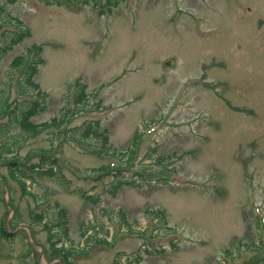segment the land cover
<instances>
[{
  "label": "rangeland",
  "instance_id": "rangeland-1",
  "mask_svg": "<svg viewBox=\"0 0 264 264\" xmlns=\"http://www.w3.org/2000/svg\"><path fill=\"white\" fill-rule=\"evenodd\" d=\"M62 1L0 0L31 32L0 57V92L10 84L16 96L11 61L37 43L46 96L34 123L71 109L79 83L80 104L96 92L102 107L92 99L19 142L0 118L12 142L3 159L44 153L60 168L25 193L0 158V229L11 235L0 232V264H264V0ZM85 119L107 128L112 155L70 136ZM56 202L62 240L31 217Z\"/></svg>",
  "mask_w": 264,
  "mask_h": 264
},
{
  "label": "trees",
  "instance_id": "trees-1",
  "mask_svg": "<svg viewBox=\"0 0 264 264\" xmlns=\"http://www.w3.org/2000/svg\"><path fill=\"white\" fill-rule=\"evenodd\" d=\"M46 3H52L53 0H45ZM54 2L61 4L64 3L62 0H54ZM76 3L78 0H65V3ZM0 12H4L5 19H0V57L12 48L21 43L23 40L31 36L30 29L24 25V23L9 14H5L3 7L0 5ZM42 45L37 43H32L26 47L25 51L21 54L16 55L11 61L12 75H16L17 80L15 81L17 94L11 99L10 95V84L7 85L6 89H2L0 92V118H7L3 126L10 127L11 125L18 126L22 133L21 137L11 136L19 141H26L29 137L35 136L40 132H43L46 128L52 126L56 129L63 127L67 123V114L79 115L80 112H85V106L87 105L86 98L80 104L81 96L85 93V86L83 84L77 85L78 92L74 94V102L76 105L69 108L60 109V113L52 117L50 122L44 121L41 123H34L31 117L42 110H45L44 98L46 96L45 92L40 88L39 83L36 81V76L39 72V67L44 63L42 56ZM76 88V87H75ZM30 91L34 92L31 93ZM79 102V103H78ZM69 107V106H68ZM101 107V100L95 103V108L98 110ZM1 125V123H0ZM1 128V126H0ZM3 129V128H2ZM72 138L76 139V142L81 145L82 140L93 139L99 142L100 145L96 146L99 151H104L103 155H112L114 150L108 143V130L103 127L98 120H84L78 126L72 129ZM135 143L134 138L132 139ZM130 152L133 153L134 148L130 146ZM12 151L11 141H1L0 140V158L3 159L4 152ZM90 152V149H87ZM96 151H91L94 153ZM118 155V154H117ZM39 156L38 163L28 164L26 160L28 157H22L14 154L10 157L3 159V164L6 165L8 175L12 180L18 183V185L24 190L25 193H30L27 189V180L32 184L34 182V175L38 177H47L52 179L54 176L58 178L60 175V168L58 167L57 160L55 158L47 157L44 153ZM47 158V159H46ZM103 171H107L108 167H102ZM60 180V179H59ZM64 187V183L60 182ZM84 200L91 199L86 192L82 193ZM50 206V205H49ZM56 211L53 215H48L46 211L42 210L37 213H32L31 217L33 221H37L43 224L48 233L56 232L58 234L59 240L67 238L68 236V226L66 209L59 206V203H55ZM163 212H160L159 217L162 218ZM1 235L4 237L6 235L11 236L6 233L5 228L0 229ZM56 242V241H55ZM55 242H53L52 248L57 251H62L65 253L66 247L60 246L55 247Z\"/></svg>",
  "mask_w": 264,
  "mask_h": 264
}]
</instances>
